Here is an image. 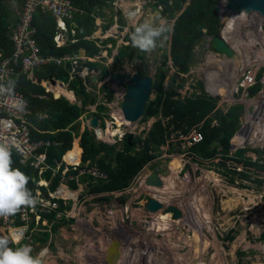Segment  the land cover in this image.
<instances>
[{"label": "rangeland", "instance_id": "374dc122", "mask_svg": "<svg viewBox=\"0 0 264 264\" xmlns=\"http://www.w3.org/2000/svg\"><path fill=\"white\" fill-rule=\"evenodd\" d=\"M131 2L137 7L144 5V8L137 14L138 16L131 22L133 26L127 24L124 29L120 28L123 24L119 21L122 19L119 16L122 10L117 4H112L105 12L107 16L101 17L98 23L100 27L101 24L108 23L111 13L114 12V26L107 29L106 33H102L99 29L90 35L93 39L101 38L97 42L100 51L103 50L102 53L99 51L102 59L100 63L101 65L108 64L109 67V73L106 76L100 73L99 68L95 69V73L99 75L98 83L94 84L91 80L89 81L91 83L88 80L85 82L87 91L95 98V104L104 107L98 110L102 123H104L102 115L108 111L119 110L122 102L120 94L123 96L128 78L139 68L154 79L155 73L159 67H162L166 70L165 86L177 89L181 97L198 94L207 96L202 86L198 85L202 73L204 74L203 81L210 86L208 91L214 98L224 99L229 96L230 92L235 89L236 79L243 70V68L238 69L237 60H227L224 55H214L207 47L210 39L207 35L200 37L192 48L189 72L177 75L175 71L178 68L170 55V41L175 17L181 11L176 12L174 18H168L161 7L157 9L153 6L154 0L151 2L150 0H133ZM188 3L187 0L182 4V10ZM218 7L222 10L223 4ZM145 20L152 21L156 26L164 24L168 27L160 39V46L152 52H143L134 47L131 40L130 42L126 40L130 39L135 28ZM261 28L264 30V25H261ZM255 34L240 37L226 32V37L229 43L235 49L237 48L242 61L241 67L247 63L245 64L248 65L247 70L252 69L255 72V82L257 79L261 82L260 90L255 97H252L248 94V90L238 88V92H235L232 98L219 101L222 109L233 103L243 104L245 107L243 117L248 113L249 116L252 115L251 119L254 124L246 129H242L244 127L242 126L240 130L243 132L241 131L232 143L239 148H245V154L253 159L258 157L254 150L264 147V138L259 141L261 137L254 136L262 124L258 120L262 118L261 121L264 122V51H262L264 50V31ZM106 37H113L115 40L114 44L106 43L107 46L112 45L111 53L105 52L106 50L103 49L105 45L101 43ZM127 43L133 53L132 61L126 59L115 65L114 59L118 48ZM117 74L122 77H118ZM54 91L61 94L58 88ZM155 96L152 88L148 103L154 100ZM74 101L80 103L82 100L75 96ZM111 102L114 104L109 107ZM88 104L85 108L95 106L94 103ZM157 118L155 116L146 117L144 113L141 119L131 123L132 125L126 127L123 125L122 135L130 132L133 138H143ZM166 123L165 120L164 125ZM215 123L216 121L213 120V124ZM106 124L107 122L105 126ZM80 126L82 130L81 122ZM199 126L201 124L194 127ZM259 134L264 136V130ZM114 135L117 136V134ZM114 135L106 137L110 141L116 140L108 145L120 146V138L115 139ZM177 135L176 131L171 133L169 140L161 144L162 147L156 152L155 157L137 171L128 186L121 189L122 191L95 192L92 188L98 183L99 178L95 177L92 171L77 174V188L75 189L66 181L64 185L68 187H66L68 191H77L75 196L70 193L71 197L62 202L61 211L49 218V225L44 226L42 222L40 224L42 229L32 232L33 240H28L18 246H30L31 255L39 257L41 264H113L109 261L108 254L115 242L118 247L113 254L119 255L115 261L116 264H264V172L258 173L253 166L244 164V170L241 172L250 177L245 179L225 167L226 158L218 150L211 158L198 157L195 155L197 154L195 150L188 148L189 146L183 141L177 140ZM75 145H77V140ZM140 149L141 145H138V150ZM103 155L100 154L93 158L94 166L97 158ZM163 161H168L169 165L173 164L172 169L169 168L173 171L167 175L168 177L177 173L181 178L175 187H170L168 194L172 196L174 192L180 198L176 201L186 208V212L184 217L180 218H174L173 213L167 212L170 213L168 223L160 225L158 220L165 213L162 212L156 216L147 213L149 211L146 205L152 196L142 186L144 185L143 178ZM166 179L167 177L164 180ZM198 196L203 197L204 205L201 208L204 211H200V208L192 203ZM173 198L172 196L170 199ZM182 199H184L183 203ZM182 206L177 207L184 211ZM190 214L193 218L197 216L199 219H204L206 225L203 226V222L196 220L191 228ZM58 222L60 224L53 229ZM182 224L184 225L181 227ZM45 227H49L48 239L37 241L35 237L41 236V232L46 231ZM230 236L234 239L231 240ZM111 239L112 243L107 248ZM123 251H125L124 255Z\"/></svg>", "mask_w": 264, "mask_h": 264}, {"label": "trees", "instance_id": "16d2710c", "mask_svg": "<svg viewBox=\"0 0 264 264\" xmlns=\"http://www.w3.org/2000/svg\"><path fill=\"white\" fill-rule=\"evenodd\" d=\"M187 0H156V5L161 4L163 6L164 14H167L168 18H174L175 13L181 11V13L175 17L172 36H171V58L177 66L178 70L175 73H186L189 71L190 61H192L191 51L194 45L197 43L200 37L210 36L216 32L217 25L220 21L218 1L219 0H188L189 3L182 10V4ZM72 2L84 9L82 15L76 16L78 23L77 38L75 42H69L62 47H56L54 42V35L56 33V19L48 12L38 11L34 16V23L37 27V39L42 47L43 52L51 53L56 56H63L65 54L73 55L80 52V48H83L85 53L89 56H93L100 51V46L96 42L100 41L89 40L84 38L86 35H90L95 29V17H106V8H108L112 0H72ZM9 14L6 11V5L0 0V45L8 51V32L9 28ZM112 21V17L109 22L104 24L103 29H107ZM107 42L114 44L115 40L112 37L102 40L101 43L106 45ZM111 53V49H108ZM132 61L133 53L129 45H122L118 48V53L114 59V64L122 63L125 60ZM82 62V61H80ZM164 62V61H163ZM190 62V63H189ZM91 68H98V63L93 61H87ZM246 67V65H245ZM71 61H67L63 66H57L55 64H49L40 70L36 71V75L39 80L41 78H49L55 76L56 78L64 81L68 84V87L79 97L82 101V105L71 103L66 97L60 96L54 98L52 93L45 91L42 85L32 83L24 76L19 80L18 90L21 91L29 105H31L34 111L43 110L48 113L49 117L39 123L42 129H49L50 132L43 133L44 137H48L51 140L48 152V162L54 164L56 160L60 159L62 154L71 147L72 144V130H79V122L72 124L83 111L85 106L93 104L95 98L92 93L86 90L82 79L80 77H74L70 79ZM106 76L108 69L106 66L101 67V74ZM118 77H122L117 74ZM166 70L159 67V70L155 73L153 89L155 91V99L147 104L145 115L146 117L157 116L159 117L152 125L147 133V137L143 140L135 138L131 141L127 135L123 138L121 149H116L113 145L106 143H98L94 136L88 129H85L81 135L80 145L83 149V159L94 158L95 155L101 151L105 152L108 157V162L105 163L103 159L99 161L100 167L108 172L107 180H100L92 188L96 191L103 190H118L126 187L129 184L131 178L136 172L148 161L155 157L156 152L160 150L161 144L165 143L174 131H181L187 133L194 126H199L200 130L204 134L202 142L192 146V149L197 152V155L203 158H211L218 150L222 155H226L231 150L232 141L238 136L236 131L240 128L239 116L243 106L241 104H233L226 112H222L216 109L217 102L205 95H190L187 97H181L177 89L173 87L165 86ZM198 84V83H197ZM198 85H201L199 82ZM261 88L260 80L249 89L251 96L258 93ZM69 94L70 92L67 91ZM47 94L49 97L44 98L40 95ZM37 95V96H35ZM57 96V95H56ZM100 109L104 107L99 105ZM214 119L218 120V124L213 125ZM167 121L164 125V121ZM70 126L69 130L64 131V128ZM58 129V130H57ZM55 131V132H51ZM232 138V139H231ZM214 139H218L221 143L220 147L213 150H209V144ZM142 145V149L137 150L138 145ZM80 148L73 144V147L65 155V159H70L71 155H79ZM258 154L257 160H252L250 157L245 159L246 163L253 166L258 171L264 172V147L262 149L254 150ZM246 152L245 148H237L235 153L243 157ZM12 167L14 169H20L26 175L32 174L36 176V171L27 165H23L16 160L13 156ZM78 158L74 159L77 162ZM231 170V169H229ZM234 173L241 175L243 178H250L244 172H238L231 170ZM45 176L50 178V171L45 172ZM232 182L234 179H230ZM30 181V180H29ZM58 176L50 179V188L54 189L58 184ZM32 182H28L27 187L32 186ZM70 184L75 187L76 182L72 181ZM43 189H45L43 187ZM61 206L58 209L52 210L46 215V218H52L61 211L63 208V201L59 200ZM170 213H165L160 216L158 224H167L169 221ZM60 222L56 223L53 229ZM41 236L35 237L37 241H46L49 237V231L41 232ZM231 240L234 238L229 237Z\"/></svg>", "mask_w": 264, "mask_h": 264}, {"label": "built area", "instance_id": "2783aa9c", "mask_svg": "<svg viewBox=\"0 0 264 264\" xmlns=\"http://www.w3.org/2000/svg\"><path fill=\"white\" fill-rule=\"evenodd\" d=\"M12 10L16 21H9L8 51H5L3 47L0 51V142L10 141L12 161H14L13 156H15L19 163L35 170L39 179H43L42 175L48 169L52 170L53 175H61V183L78 178L77 174L83 173V171L90 173L92 171L93 175L100 179L106 178L107 173L96 165H86L79 168L77 173L67 175V170H69L67 165L61 170L59 160H56L54 166L48 162L46 147L51 144V141L37 138L34 135V130H37L34 121L35 115L39 114L40 118L47 115L43 113L36 114L24 94L17 88L19 80L23 76L35 82L37 80L36 71L49 64L64 66L67 61H71L70 79L76 77V74L79 73V59L82 56L80 54L56 56L43 52L36 36L37 27L34 23V16L38 11H42L55 17L56 33L53 39L55 46L61 47L75 41L66 33L64 19L72 18L77 8L72 5L71 0H21V5L13 3ZM87 73H89L88 67H83L81 74ZM243 75L239 78V86L247 87L255 82V72L252 69H249L246 73L244 72ZM12 85H14V88ZM18 105L22 107V111L18 110ZM112 105L110 104V107ZM177 138V140L183 141L185 145L192 146L201 142L204 136L202 132L194 128L186 134L179 133ZM231 155L233 154L231 153ZM234 157L237 159L225 160L226 167L236 171L244 170V158L238 161L239 157ZM72 158L70 160H73ZM66 162L69 164L77 163L67 160ZM35 177L32 178L34 187L29 188L38 201L35 208H22L13 216L0 217L2 226L8 229L9 235L17 241L23 238L26 241H31L32 232L42 229L39 221L48 224V218L43 220V216L46 217L50 211L55 209L57 202L53 199L61 196L60 190L64 191L62 186H58L54 190L49 191L47 189V192H44L40 189V184L44 183L47 186L49 181L37 180ZM33 222L34 225L32 226ZM12 231L15 232V235Z\"/></svg>", "mask_w": 264, "mask_h": 264}, {"label": "clouds", "instance_id": "9594fccd", "mask_svg": "<svg viewBox=\"0 0 264 264\" xmlns=\"http://www.w3.org/2000/svg\"><path fill=\"white\" fill-rule=\"evenodd\" d=\"M115 1L116 0H112L110 6L108 8H106V12L112 6V4H117L120 7V10H122V13L119 15V16H121L122 19H119V21L121 23H123V24L121 25L120 28L124 29L127 26V24H129V26H133V23H131V22L138 16L137 14L140 13V11H141L142 8H144V5L141 4V5H139V7H137V6L134 5V3L131 2L133 0H117L116 2ZM146 1H148V0H146ZM151 1L152 0H150V2ZM71 2H72V0H71ZM72 5L77 8V11L74 13V16L72 18L66 19V20L64 19V22H65V27H66V30H67L66 33L69 34L70 37L71 38H74L75 41H76V40H78V38H77L78 37L77 36L78 23H77V21H76L75 18H76L77 15H82L84 13V9H82L81 7H78L73 2H72ZM217 5H218V3H217ZM153 6L155 8H157V9L159 7H161L162 10H163V6L161 4L156 5V0H154ZM111 17H112V21H111L110 26L107 29L112 28L114 26V24H115L114 23L115 22V19H114L115 14H114V12L111 13ZM100 19H101V16H96L95 17L94 22H95V25H96V29L92 33H94L96 30H99V29L102 30L101 31L102 33H106L105 31L107 29L104 30L103 27H102L103 25L101 24V27H100V25L98 23V21ZM136 20L138 21V19H136ZM117 21H118V19H117ZM119 26H120V24H119ZM119 26H117V27H119ZM167 29H168V27H166L164 24H160L159 26H156V25H154V23L152 21L145 20L143 23H141L139 26H137L135 28L134 32H132V34H131L130 39L128 38L126 40L129 41V42L131 40L133 46L139 48L143 52H152L158 46H160V39L164 35V33L167 31ZM90 35H86L84 38L89 39V40H96V39L90 38ZM125 37H126V35H125ZM209 37H210V39H209V42H210L212 35H210ZM108 38L109 37H106V38H104L102 40H105V39H108ZM99 40H101V38H99ZM209 42H208V44H209ZM71 43H73V42H71ZM109 43L112 44V42H109ZM107 45L108 44H106L105 47L103 48L104 50H106L105 52H109L108 49L109 48H112V45H110V46H107ZM125 45H129V43H127ZM105 55L106 54H104V56ZM92 58L93 59L90 60V61H93V62H97L98 63V65H99L98 68L100 69V73H101V67L102 66H106L107 69H109L108 64L101 65V63H100L102 61L101 57H92ZM249 60L250 59H248V61ZM80 66L81 65L79 64V66H78L79 73L76 74V77L78 76V77H80L82 79V82H83L84 86L86 85L85 82H87V80H88V82L91 80V82H93L94 84L98 83V81H99V75L95 73V69H96L95 67L94 68H91L88 64L85 65L84 67H88L89 73L82 75L81 73H82L83 67H80ZM242 68H243V70H242V74L241 75H243V73L247 70L248 65H246L245 69H244V66H242L241 69ZM108 73H109V71H108ZM241 75L236 79V85H237L238 88L245 89V88H247L249 86H253L257 82V80H256V82H254L252 85H249L247 87L239 86V81H240L239 78L241 77ZM91 82H89V83H91ZM153 82H154V79H153ZM126 86H127V83H126ZM12 87L14 88V85H12ZM152 88H153V85H152ZM124 94H123V96H124ZM123 96L121 97L122 99H120L121 101L123 100ZM53 97H54V95H53ZM69 101L71 102L72 100H69ZM148 101H147V103H148ZM71 103H76V102L74 101V102H71ZM94 104H95V102H94ZM111 104H114V102H111ZM121 104H122V102L120 103L119 111H121V113H122ZM97 106H99V105L98 104H95L94 107H91L90 106L88 108H85V111L82 112V119L78 120V122L80 121L81 124H82V126H83V129L82 130H81V126L79 124V130L78 131H73V130L71 131L72 132V138H73L72 141L73 140H75V141L77 140V144L79 145V148L81 150L80 151V154L79 155H76L74 157L72 156L73 158L70 157L73 160L65 159V155L73 147L71 145V147L62 154L61 158L58 159L61 162V170H63L64 166H66V165L69 167V170H67V173H66L67 175H71V174L77 173L79 168H82V167H84L86 165H93V158L87 159V160H84L83 159V149H82V147L80 145V139H81V135H82V133L84 132L85 129H88L91 132V134L94 136V139L97 142H99V143L110 144V143L116 141V140L110 141L109 139H107V138H105L103 136L101 137V132H99V133L97 132L98 129L102 130V129L105 128L106 119H111V114L112 113H115L116 111H108V112H106L105 115H102L103 118H104L103 119V122L104 123H102V119L100 118V116L98 114L99 112H98ZM146 107H147V105H146ZM17 108L20 111L23 110L22 107L19 106V105L17 106ZM122 115H123V113H122ZM94 116H97L98 117V121H99V124L96 127L95 126H92L91 123H90L91 118L94 117ZM87 120H88V122H87ZM102 124H104V125L102 126ZM152 125H153V123H152ZM152 125H151V127H152ZM151 127H149V129L146 131L145 137H147V133H148V131L150 130ZM194 128H196L200 132H202L199 127H193L192 129H194ZM69 129H70V126L66 127V130H69ZM176 132H178V134L179 133H182L181 131H178V130ZM129 134H131V133L128 132L125 135H122V136L118 137V138H120L121 143H120V146H115L114 145L116 147V149H121V145H122V142H123V138L126 135L128 137ZM184 134H186V133H184ZM202 134H203V132H202ZM203 136H204V134H203ZM234 136H235V134H234ZM133 137H134L133 134H132V138H129L128 137V139L131 141V143H132V140L135 139ZM145 137L140 138V139L143 140ZM178 141H180V140H178ZM196 144H198V143H196ZM142 145L143 144L141 143V149H142ZM194 145H192V146H194ZM192 146H189L188 148H192ZM161 147H160V149H161ZM137 150H138V146H137ZM254 153H256V152L254 151ZM100 154H104V155L101 158H97V162H96L95 165L98 166L101 170L105 171L107 173V177L106 178H101V179L99 178L98 181H100V180H107L108 179V172L105 169H103L102 167H100V165H99V161L101 159H103L105 161V163H107L108 162V157H107V154H105V152H103V151L97 153L95 156H98ZM232 154L233 155H231V154L228 153V154L223 155V156L226 159H231V160H236L237 158L234 157V156H237V157H239L238 161H240V160H242L244 158V163L245 164H247L246 161H245V159L247 157H250V155H247L245 153L243 154V157H241L239 154H236L235 152L232 153ZM195 155L198 156L197 154H195ZM76 157L78 158V161H77L76 164H69V163L66 162V160L67 161H70V162H74V159ZM198 157H200V156H198ZM201 158H203V157H201ZM250 158L252 160H254V161L258 159V157L255 158V159H253L252 157H250ZM12 163H13V161H12L11 142L10 141L9 142H0V217H4V218H7L9 216L15 215L16 213H18L19 211H21L22 208H35V206H36V204L38 202L37 199L33 196L32 191L27 187L28 182H29V177L25 173H23L20 169H14L12 167ZM54 164H52V165L54 166ZM74 167H76V168H74ZM225 167H226V165H225ZM167 169H169V163H168ZM227 169H229V168H227ZM46 171H50V178H47L45 176V172ZM46 171L42 175L43 179L42 178L39 179V176H38L37 172H36V177L35 176L34 177L37 180L38 179L39 180H43V181L48 180L49 183H50V179H53V178H55V177L58 176V180L59 181H58V184L56 185L55 188H57L58 186H62V189L63 190L68 188L67 186L64 185V183H61V178H60L61 175L60 174L53 175L51 169H48ZM169 171L171 173V170L170 169H169ZM241 171H243V170H241ZM241 171H238V172H241ZM259 172H261V171H258V173ZM146 177H147V175L143 178V182L144 183H145ZM77 179L78 178H73L70 181H68L69 184L72 181H75L76 182V186L75 187H73L70 184V186L73 187V189L77 188ZM141 182H142V180H141ZM141 182H140V184H141ZM32 183H33L32 184V187H34V182L32 181ZM49 183H48L47 186L44 183L40 184V189H42V191H44V192H47V189L49 191L50 190H54L55 188L54 189H51L50 188ZM43 187L45 189H43ZM121 189H123V188H121ZM121 189H118V190H103V191H97V192H99V193H103V192L109 193V192H115V191H122ZM63 192L64 191L60 190L59 193L61 194ZM69 195H66V193L64 192V194H61V196L59 198L53 199V200H55L57 202V206L55 207L54 210H56V209L59 208V206H60V201L59 200H62L64 202L65 200H68V198L71 197V194H69ZM63 196H65V197H63ZM147 204H148V202H147ZM45 219H46V217L43 216V220H45ZM41 223H42V221H39V225ZM33 225H34V222L32 223V226ZM46 225H49V219H48V224H45L44 226H46ZM45 230L48 231L49 230V227H45ZM6 234L9 235V232L6 233ZM22 241H26L25 238H23ZM9 244H10V239L8 237H0V264H41V259L39 257H33L31 255L32 248L30 246L24 245V246H18V247L12 248V247H9Z\"/></svg>", "mask_w": 264, "mask_h": 264}, {"label": "water", "instance_id": "95a60500", "mask_svg": "<svg viewBox=\"0 0 264 264\" xmlns=\"http://www.w3.org/2000/svg\"><path fill=\"white\" fill-rule=\"evenodd\" d=\"M223 0H219L218 5H221ZM248 2L249 5L246 8L252 6L255 3L258 7L256 11L259 16L263 18L262 24L264 25V0H229L227 4L228 10L233 11L235 6H238L240 3ZM220 22L217 25L216 32L212 35L211 40L208 44V49L211 51H215L218 54H222L228 59H235L238 61L237 67L241 69V57L237 50L225 39L223 35V23L225 24V20L231 17V14L224 12L220 9ZM240 59V61L238 60ZM50 82L53 84L56 82L55 79H50ZM153 85V77L151 75L145 74L141 68L137 69L127 80V86L125 90V94L122 100V113L124 118L132 123L140 120L143 116L147 101L150 98L151 91ZM92 126H98L99 121L98 117L94 116L90 121ZM129 138H132V134L128 135ZM220 146L221 143L219 140H213L209 144V149L213 150L216 146ZM168 162L164 161L163 163L156 165L154 170L149 173L145 179V184L151 187H159L162 188L164 186L163 176L169 175L170 171L167 169ZM149 210L155 212L159 209H162L165 212L171 211L174 215V218H180L183 215V211L175 206L174 204L164 205L162 202L155 200L154 198H150L147 204ZM117 243H113L112 247H110L108 259L113 264H116V260L119 257L118 254L113 251L117 248Z\"/></svg>", "mask_w": 264, "mask_h": 264}, {"label": "bare ground", "instance_id": "6f19581e", "mask_svg": "<svg viewBox=\"0 0 264 264\" xmlns=\"http://www.w3.org/2000/svg\"><path fill=\"white\" fill-rule=\"evenodd\" d=\"M227 2H229V0H223L222 3H221V5L223 4V8H222L223 13L224 12H227V13L231 14V17H229V18H227L225 20V25H224V28H223V35H224V37H225L226 40H227L226 32H231L232 34H236V35H238L240 37H249V36H251V35H253V34L257 33V32H263L264 31L261 28V24H262L263 18L260 17V15L259 16H256V15H258L257 12H256L258 10V8H257L258 6L255 3H253L252 6L249 7V8H246V7L249 6L247 4L248 2L240 3L238 6H235L233 8V11H231V10H228V8H227ZM225 3H226V5H225ZM227 42H229V41L227 40ZM262 51H264V50H262ZM255 58H256V56H255ZM245 64H247V63H244V67H245ZM130 73L132 74L133 72H130ZM263 80H264V78H263ZM46 85H47V83H46ZM56 88H58V89L61 90V94L62 95H65L66 97H68L71 100H74L75 99V96H74L73 92L71 90L65 89L64 87H62V85H56L53 88L49 87V89L52 90V91H54V89H56ZM67 91H69L70 93L68 94ZM54 93L57 96L61 95L59 93L57 94L55 91H54ZM120 97H122V94H120ZM114 119H116V121ZM118 119H120V121H118ZM106 122H107V124H106V126H105L104 129H102V130L98 129L97 130L98 133L101 132V137L103 136L105 138L106 137H109L111 135L117 134V136H115V135L113 136V138L117 139L119 136H122V133H123V130H124L123 129V125H125V127L132 125L131 122L127 121L124 118V116L122 115L121 111H119V110H117L115 113H112L111 114V119H106ZM263 124H264V122L262 123V125ZM262 125H261L260 129L258 130L259 132H258V135H257V137H261V138L258 139L259 141H262V139L264 138V136H261L259 134V133H261L264 130V128H263ZM119 127H121V129ZM255 137H256V135H255ZM76 146L78 147V144ZM72 156L74 157V155H71V157ZM171 165L173 167V164H171ZM171 165H169V168L172 169ZM208 174H209V172H208ZM172 176H174V173L172 174ZM166 177H167L166 180H168V178H169L170 184L172 185L171 188L175 187L179 183L178 181L181 180L180 176H179L180 180L179 179L173 180L171 176H170L171 177L170 178L167 175H166ZM166 180L163 179V182L165 184V191L164 192L165 193H168V191L166 190ZM142 187L143 188L144 187L145 188H148L149 189L148 190V194L150 196H152L155 200H158V201L162 202L165 205L164 201L162 199L158 198L161 195V192L162 191L158 193L159 196H155L153 193H151V192H154L153 191L154 190L153 187L147 186V185H143ZM64 192L66 193V195H69L70 192H71L72 193V196H75V194H76L77 191L76 192L75 191H68L67 189H64ZM64 192L61 193V194H64ZM180 193H181V191H180ZM176 200L179 201L180 198L179 197H174L173 199H170V202H172V204H174L175 206H179L181 208L182 205L179 202H177ZM181 201L183 202L184 199H182ZM194 201H198L199 202V206H200V211H204V209L201 208L204 205V202H203L202 197L197 198ZM182 207L184 208V206H182ZM159 210L153 212V211L149 210L148 207H147V211H149L147 213L150 214V215H154L155 214V216H156V214H159V213H162V212L167 213V212L163 211L162 209H159ZM184 211H186V208H184ZM184 211H183V215H184ZM169 212H171V211H169ZM160 225H164V224H160ZM12 232L15 235V232L14 231H12ZM115 240H118V239H115ZM111 243H112V239H111V241H110V243H109V245H108L107 248L110 247ZM43 252H45V251H43ZM124 254H125V251H123V255Z\"/></svg>", "mask_w": 264, "mask_h": 264}, {"label": "crops", "instance_id": "0c3cea01", "mask_svg": "<svg viewBox=\"0 0 264 264\" xmlns=\"http://www.w3.org/2000/svg\"><path fill=\"white\" fill-rule=\"evenodd\" d=\"M2 2H4L5 3V5H6V11H8V14H9V21H16L15 19H16V17H15V15H14V11L12 10V6H13V3H15V4H17V5H21V0H6V1H3V0H1ZM15 17V18H14ZM98 44V43H97ZM207 47H208V43H207ZM1 48H2V45H0V51H1ZM101 53H102V49H101V51H100ZM100 52H98L97 54H94L93 56H89V55H87L86 53H85V51L83 50V48H80V52H78V53H75V54H80L82 57L79 59V64L81 65L80 67H84L85 65H87L86 64V62L87 61H90V60H92L93 58L92 57H100ZM214 55L215 54H217L215 51H211ZM217 55H221V54H217ZM89 58H91V59H89ZM227 60H228V58H226ZM250 59V58H249ZM230 60V59H229ZM80 61H82V62H80ZM189 72V71H188ZM187 72V73H188ZM70 74H71V71H70ZM181 74H184V73H181ZM36 77H37V80L34 82V81H31L30 79V81L32 82V83H37V84H40V85H42L43 86V88L45 89V91L46 92H50V93H52L54 96H55V98H57V97H59V96H65V95H59V96H56L55 95V93H54V91H52V90H50L49 89V87H51V88H53L54 86H56V85H62V87H64L65 89H67V90H71L67 85V83H65L64 81H62V80H60V79H58V78H56L55 76H51V77H49V78H46V79H44V78H41L40 80H39V78H38V76L36 75ZM55 79V83L53 84L52 82H50V79ZM203 78H204V74L202 73V75H201V77H200V80H198L200 83H201V86H202V88H203V90H205V93L207 94V97L209 96L210 98H212V99H214L216 102H217V106H216V109H218V110H220V111H222V112H226L228 109H229V107L231 106V105H233V104H240V103H233V104H230L227 108H220V105H219V101L221 100H225L226 98H232L233 97V95H234V93L235 92H238L237 90H238V87H237V85H236V87H235V89H236V91H234V90H232V92H230V94H229V96H226L224 99H216V98H214L212 95H211V93L208 91L209 90V88H210V86L208 85V84H205L204 83V81H203ZM264 81V80H263ZM46 83H47V85H46ZM252 86H249V87H247V88H245L244 90L245 91H247L248 90V94H249V89L251 88ZM240 89V88H239ZM72 91V90H71ZM73 92V91H72ZM262 92V91H261ZM73 94H74V96H76L75 95V93L73 92ZM250 95V94H249ZM35 96H37V95H35ZM41 97H44V98H48L49 96L47 95V94H42V95H40ZM256 96V94L255 95H253L252 97H255ZM66 97V96H65ZM77 97V96H76ZM78 99H80L79 97H77ZM66 99H69L68 97H66ZM69 100H71V99H69ZM75 100V99H74ZM74 100H72L71 102H74ZM256 101H258V100H256ZM76 103H74V104H77V105H79V106H81V101H80V103L78 102V101H75ZM242 106H243V109L241 110V114H240V116H239V121H240V128L242 127V126H244L242 129H246L247 127H250L251 125H253L254 123L252 122V115L250 114V116H249V113L246 115L245 114V116L243 117V113H244V109H245V107H244V105L243 104H241ZM31 106V105H30ZM32 107V106H31ZM33 108V107H32ZM97 108H98V110L100 111V110H102V109H100L99 108V106H97ZM34 110V109H33ZM36 114L37 113H43V114H46L47 116L46 117H44V118H40V116H39V114H37V116L35 115V124H36V127H37V130H34V135H35V137H37V138H43V139H47V140H49V138L48 137H44L43 135H41V134H43V133H47V132H50L49 131V129H42L40 126H39V123L41 122V121H43L44 119H46V118H48L49 117V115H48V113L47 112H45V111H43V110H36V111H34ZM254 116V115H253ZM153 117V116H152ZM155 117H157V116H155ZM159 118V117H158ZM157 118V119H158ZM80 119H82V114H80L79 115V117L72 123V124H74L75 122H77L78 120H80ZM37 120V121H36ZM215 121H216V123L215 124H213V122H212V124L213 125H216V124H218L219 122H218V120L217 119H214ZM262 120V118H260V120H258V122H262L263 123V121H261ZM255 122V121H254ZM262 125V124H261ZM255 126V125H254ZM263 126V128H264V124L262 125ZM261 127V126H260ZM240 128L236 131V133H235V135L236 134H239L241 131L243 132V130H240ZM40 130V132H39V130ZM58 130V129H57ZM64 131H66V128H64ZM51 132H55V131H51ZM257 133H255L254 134V136L256 135V137H257V135H258V130L256 131ZM252 136H253V134H252ZM255 138V137H254ZM214 140H218V139H214ZM74 141L75 140H73L72 141V146H73V144H74ZM212 142V141H211ZM210 142V143H211ZM48 147L49 146H47L46 147V149H48ZM78 147H79V145H78ZM217 147H220V146H216L215 148H217ZM214 148V149H215ZM237 148H239V147H237V146H235L233 143H231V150H230V152H229V154H231V153H234L235 152V150L237 149ZM210 150V149H209ZM211 151V150H210ZM47 155H48V152H47ZM28 177H29V182H32V178L34 177L33 176V173L32 174H28L27 175ZM217 180V179H216ZM218 181V180H217ZM32 187V186H31ZM28 188H30V187H28ZM193 204H195V201L194 202H192ZM206 223V222H205ZM0 237H8L9 239H10V244H9V246L10 247H12V248H15V247H18V245L19 244H23V242L25 243V242H27V241H22V239L20 240V241H17V240H14L10 235H8V234H6V233H8L9 231H7L8 229H6L5 230V228H4V226H2V223L0 222ZM34 238V237H33ZM33 240V239H32Z\"/></svg>", "mask_w": 264, "mask_h": 264}, {"label": "flooded vegetation", "instance_id": "af4514ba", "mask_svg": "<svg viewBox=\"0 0 264 264\" xmlns=\"http://www.w3.org/2000/svg\"><path fill=\"white\" fill-rule=\"evenodd\" d=\"M172 177V179L173 180H176V179H179L180 180V178L178 177V174L177 173H175V175L174 176H171ZM170 177V178H171ZM166 178V175L165 176H163V179H165ZM144 185H145V183H144ZM172 185L170 184V181H169V178H168V180H166V190L169 192L170 191V187H171ZM145 188V187H144ZM154 188V192H151V193H153L155 196H159L158 195V193L159 192H161V195L158 197V198H160V199H162L163 201H164V203H165V205H169V204H172V202H170V198L173 196V197H178L174 192L172 193V196H169V194L168 193H165L164 191H165V184H164V186L162 187V188H158V187H153ZM147 191L149 190L148 188H145ZM196 194H197V192H196ZM168 197V198H167ZM200 197H202V196H198L197 198H200ZM196 198V199H197ZM202 199H203V197H202ZM184 202V201H183ZM182 202V203H183ZM189 206V205H188ZM195 206H197L198 208H200V206H199V202H197V201H195ZM200 210V209H199ZM186 211H184V213H185ZM185 215V214H184ZM184 217V216H183ZM196 220H198V222H203L202 224H203V226H205L206 225V223H205V220L204 219H199L197 216L196 217H192L191 216V214H190V226H191V228L193 227V224H195V221ZM201 224V225H202ZM184 224H182L181 225V227L183 226ZM206 228V227H205ZM176 235V234H175ZM197 240H198V238H197ZM206 242V241H205ZM204 242V243H205Z\"/></svg>", "mask_w": 264, "mask_h": 264}]
</instances>
